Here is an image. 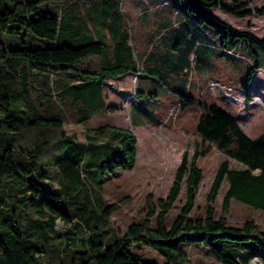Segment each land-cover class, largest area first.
Returning a JSON list of instances; mask_svg holds the SVG:
<instances>
[{"label": "trees", "instance_id": "1", "mask_svg": "<svg viewBox=\"0 0 264 264\" xmlns=\"http://www.w3.org/2000/svg\"><path fill=\"white\" fill-rule=\"evenodd\" d=\"M40 1L0 0L1 31L19 33L28 27L47 40L57 36L68 40L30 47L13 46L0 39V264H156L134 254L133 248L139 246L189 264L183 244L201 245L221 264H250L253 257L264 264V229L252 219L241 224L226 219L232 199L259 209L264 217V130L255 137L248 136L237 116L215 104L199 107L194 133L200 137L202 148L190 158L184 151L166 195L156 199L147 196L144 216L130 222L121 235L116 234L111 224L116 206L96 199L94 188L115 171L133 167L137 150L134 133L103 124L87 128L86 141H80L62 130L63 115L49 111L37 90L47 93L50 74L69 75L72 79L58 80V101L71 108L75 120L84 125L91 116L115 108L105 103L104 84L108 78L132 69L126 35H120V39L116 34L124 18L118 10L122 0H104L106 19L100 34L106 41L94 34L80 35L76 13L34 16ZM183 2L197 23L208 24L220 36L222 45L242 37L249 45H257L264 55L263 39L233 27L212 12L219 7L244 16L251 12L242 9L244 3ZM256 11L263 13L264 5ZM199 47L196 42L192 45L190 58ZM92 57L95 61L84 69L74 67L79 60ZM258 66L249 68L242 89ZM245 97L249 100L247 91ZM185 99L182 105L196 103L193 96L186 95ZM210 146L225 158L207 192L205 214L192 216L202 177L196 158ZM228 158L241 167H231ZM49 168L57 173L56 190L44 184ZM183 181L185 202L168 223L166 215ZM223 181L227 187L222 214L216 215L213 204ZM71 219L74 222L68 224ZM57 220L68 224L64 230L55 228Z\"/></svg>", "mask_w": 264, "mask_h": 264}, {"label": "rangeland", "instance_id": "2", "mask_svg": "<svg viewBox=\"0 0 264 264\" xmlns=\"http://www.w3.org/2000/svg\"><path fill=\"white\" fill-rule=\"evenodd\" d=\"M243 3L242 9L251 11L244 16L219 7L213 8L212 12L233 27L250 31L264 40V11H256L264 5V0H221V4L229 6ZM106 8L104 0H42L37 4L34 16L76 13L80 35L94 34L106 41L100 34L106 19ZM118 10L124 18L116 34L120 39V35H126L128 63L132 69L108 79L104 84L105 103L115 108L91 116L85 125L77 122L73 110L58 101V80L72 79L63 73L50 74L47 93L42 89H38L37 93L49 111H59L63 115L62 130L80 141H86L87 128L103 124L134 133L137 150L133 167L115 171L94 188L96 199L105 204H115L111 224L116 234L121 235L130 222L144 216L147 196L156 199L166 195L182 153L186 151L190 158L195 150L202 148L200 137L194 133L202 104H215L237 116L242 129L250 137L264 130V55L257 45H249L248 40L242 37L222 45L220 36L208 24L195 21L183 0H122ZM0 39L13 46L25 44L30 47L68 41L60 36L47 40L32 33L28 27L12 34L0 30ZM195 42L200 47L190 58ZM94 61L93 57L79 60L74 67L84 69ZM254 64L259 66L242 89L241 83ZM246 91L249 100L245 97ZM186 95L193 96L196 103L182 105L186 102ZM224 158L214 146L197 156L196 163L202 170V177L190 215L205 214L207 192ZM228 160L231 167H241L233 158ZM44 184L47 189H58L55 169H47ZM226 187L223 181L213 204L216 215L222 214ZM185 189L183 181L181 191L166 215L168 223L183 206ZM226 219L231 224L252 219L264 229L262 212L235 199L229 203ZM73 222L71 219L68 224ZM68 224L57 220L55 228L64 230ZM183 248L188 254L189 264H221L199 244H183ZM133 252L156 264H180L146 246L135 247ZM257 259L251 264H261Z\"/></svg>", "mask_w": 264, "mask_h": 264}, {"label": "bare ground", "instance_id": "3", "mask_svg": "<svg viewBox=\"0 0 264 264\" xmlns=\"http://www.w3.org/2000/svg\"><path fill=\"white\" fill-rule=\"evenodd\" d=\"M251 261H252L253 263H255V262L258 261V259H257V258H253V259H251Z\"/></svg>", "mask_w": 264, "mask_h": 264}, {"label": "crops", "instance_id": "4", "mask_svg": "<svg viewBox=\"0 0 264 264\" xmlns=\"http://www.w3.org/2000/svg\"><path fill=\"white\" fill-rule=\"evenodd\" d=\"M175 11H176V10H175ZM112 78H114V77H112ZM108 79H111V78H108ZM108 79H107V80H108Z\"/></svg>", "mask_w": 264, "mask_h": 264}, {"label": "water", "instance_id": "5", "mask_svg": "<svg viewBox=\"0 0 264 264\" xmlns=\"http://www.w3.org/2000/svg\"><path fill=\"white\" fill-rule=\"evenodd\" d=\"M253 258H256V257H253ZM250 264H251V260H250Z\"/></svg>", "mask_w": 264, "mask_h": 264}]
</instances>
